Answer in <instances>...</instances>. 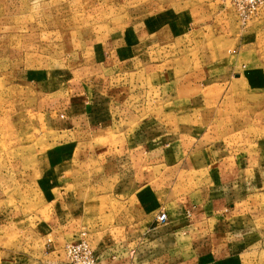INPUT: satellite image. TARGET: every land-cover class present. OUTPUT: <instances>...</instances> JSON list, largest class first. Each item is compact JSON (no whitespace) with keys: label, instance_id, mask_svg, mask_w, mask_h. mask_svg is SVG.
Returning <instances> with one entry per match:
<instances>
[{"label":"crops","instance_id":"obj_1","mask_svg":"<svg viewBox=\"0 0 264 264\" xmlns=\"http://www.w3.org/2000/svg\"><path fill=\"white\" fill-rule=\"evenodd\" d=\"M190 17L107 39L84 80L36 78L38 204L16 240L0 222V264H68L81 232L96 264H264V121L237 143L221 106L235 66L189 54Z\"/></svg>","mask_w":264,"mask_h":264},{"label":"rangeland","instance_id":"obj_2","mask_svg":"<svg viewBox=\"0 0 264 264\" xmlns=\"http://www.w3.org/2000/svg\"><path fill=\"white\" fill-rule=\"evenodd\" d=\"M154 15H191L194 41L182 37L189 54L227 57L235 66L221 106L235 122L237 143L261 133L264 8L240 21L231 0H0V222L11 230L8 241L19 238V220L38 204L30 182L45 146L37 127L44 101L34 81L45 74L84 80L92 49Z\"/></svg>","mask_w":264,"mask_h":264},{"label":"built area","instance_id":"obj_3","mask_svg":"<svg viewBox=\"0 0 264 264\" xmlns=\"http://www.w3.org/2000/svg\"><path fill=\"white\" fill-rule=\"evenodd\" d=\"M231 4L240 21L247 20L259 8H264V0H231ZM155 219L157 223H164L166 215L159 211ZM63 249L68 264H96L93 251L83 232L76 239L65 243Z\"/></svg>","mask_w":264,"mask_h":264}]
</instances>
